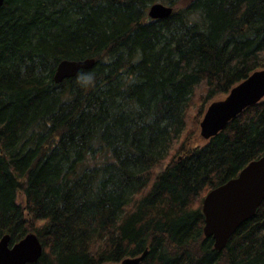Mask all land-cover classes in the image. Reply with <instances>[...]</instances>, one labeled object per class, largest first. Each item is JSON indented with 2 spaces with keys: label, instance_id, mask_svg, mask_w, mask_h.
Segmentation results:
<instances>
[{
  "label": "trees",
  "instance_id": "obj_1",
  "mask_svg": "<svg viewBox=\"0 0 264 264\" xmlns=\"http://www.w3.org/2000/svg\"><path fill=\"white\" fill-rule=\"evenodd\" d=\"M157 2L173 7L152 19ZM95 64L63 80V60ZM264 69V0H5L0 240L30 264H264V201L219 251L202 203L264 155V98L194 144L214 100ZM19 192L26 204L18 201Z\"/></svg>",
  "mask_w": 264,
  "mask_h": 264
},
{
  "label": "water",
  "instance_id": "obj_2",
  "mask_svg": "<svg viewBox=\"0 0 264 264\" xmlns=\"http://www.w3.org/2000/svg\"><path fill=\"white\" fill-rule=\"evenodd\" d=\"M5 0H0V8ZM173 7L161 2L150 6L149 15L153 19L169 17ZM95 64V59L63 60L55 73V81L62 82L76 76L80 70ZM264 98V69L256 70L245 80L234 86L222 99L213 101L207 108L200 123L201 136L205 139L217 135L229 121L248 106ZM264 201V155L251 161L238 176L212 189L204 198L202 210L205 216L204 234L212 237L214 246L222 251L232 235L246 221L252 219ZM11 236L0 240V264H30L38 261L44 246L36 233H28L16 243L10 244ZM146 248L140 255L126 257L119 263L141 264Z\"/></svg>",
  "mask_w": 264,
  "mask_h": 264
},
{
  "label": "rangeland",
  "instance_id": "obj_3",
  "mask_svg": "<svg viewBox=\"0 0 264 264\" xmlns=\"http://www.w3.org/2000/svg\"><path fill=\"white\" fill-rule=\"evenodd\" d=\"M194 144H204L205 140L204 138L201 136L200 131L197 133V135L195 136V138L193 139ZM19 202L22 203L23 205L26 204V200L23 194H20L19 197Z\"/></svg>",
  "mask_w": 264,
  "mask_h": 264
},
{
  "label": "bare ground",
  "instance_id": "obj_4",
  "mask_svg": "<svg viewBox=\"0 0 264 264\" xmlns=\"http://www.w3.org/2000/svg\"><path fill=\"white\" fill-rule=\"evenodd\" d=\"M149 9H150V7H149ZM148 14H149V10H148ZM149 16H150V15H149ZM56 71H57V70H56ZM20 194H23V195H24L23 192H19V194H18V201H19ZM24 197H25V195H24Z\"/></svg>",
  "mask_w": 264,
  "mask_h": 264
}]
</instances>
